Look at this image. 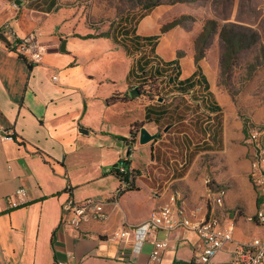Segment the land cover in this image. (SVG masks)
I'll list each match as a JSON object with an SVG mask.
<instances>
[{"label":"crops","instance_id":"1","mask_svg":"<svg viewBox=\"0 0 264 264\" xmlns=\"http://www.w3.org/2000/svg\"><path fill=\"white\" fill-rule=\"evenodd\" d=\"M174 8L155 6L134 23L101 36L96 26L75 22L73 14L53 0L38 6L29 0H0V129L12 137L0 136V264H150L155 239L168 241L155 264H194L201 239L185 228L155 230L137 251L134 246L133 228L174 192L187 209L201 206L202 215L212 209L222 220L232 219L234 239L264 237L256 218L258 195L248 176L251 146L239 148L242 167L230 151L225 165L213 172L194 162L185 166L186 154L191 156L196 146L195 123L215 127L211 108L228 101L213 81L210 55L198 67L192 47L185 46L203 23L164 32L139 65L130 54L131 39H151L177 16ZM9 29L19 38L38 33L44 49L38 61L7 48ZM151 47L144 45L145 50ZM180 50L183 54L177 58ZM155 54L158 61L150 60ZM105 59L118 63L107 68ZM152 66L165 91L158 97L148 96V75H143ZM120 70L123 82L118 84L114 73ZM140 84L144 90L131 97L130 90ZM186 104H195V113L186 115ZM204 111L206 120L201 117ZM141 127L162 132L140 144ZM204 140L209 147L198 151L194 161L202 153L218 152L210 138ZM120 160L128 171L119 177L112 166ZM205 175L215 187L226 188L222 206L208 205ZM19 188L24 195L16 193ZM68 196L102 201L106 217L60 227ZM117 230L121 235L111 238ZM210 264L235 263L230 252L221 249Z\"/></svg>","mask_w":264,"mask_h":264},{"label":"rangeland","instance_id":"2","mask_svg":"<svg viewBox=\"0 0 264 264\" xmlns=\"http://www.w3.org/2000/svg\"><path fill=\"white\" fill-rule=\"evenodd\" d=\"M48 0H29L31 5H44ZM59 5L65 6L74 16V21H83L85 25H94L102 33H109L119 27L124 28L129 23L137 21L144 11L140 10V6L136 5V0H53ZM166 3L173 5L177 13L176 17L185 16L184 24L187 28L194 23H204L207 19H215L220 25L232 23L237 28L246 32L248 35L255 33L259 40L256 44L249 48H245L239 52L235 62L229 72L220 76V68L217 62L219 53L222 50V41L219 39L218 34H214L211 43L207 46L205 55H210L211 70L214 72L213 81L218 88L222 89L228 97L227 102L221 101V107L217 118L218 134L213 137L212 129L201 122L200 128L197 129L198 135L195 134L194 150L191 151V156L186 154L185 166L190 165L192 162L196 165L206 167L205 172H213L214 170L221 169L224 164L225 154L229 151L233 153V160L237 163L240 159L239 148L245 146L244 141L246 131L251 128L253 124H264V0H177L175 2ZM173 18V19H174ZM172 19V20H173ZM171 21V20H170ZM168 21V22H170ZM167 23V22H166ZM165 24V23H164ZM162 24L160 28L164 25ZM203 25V24H202ZM120 28V29H121ZM202 28V27H201ZM201 30V29H200ZM199 30V31H200ZM199 33V32H198ZM197 33V34H198ZM196 37V36H195ZM216 39H213V38ZM194 39H186V47L193 46ZM133 48L130 54L137 60V64L146 58L147 55L151 56L150 48L144 49V44H132ZM261 50V51H260ZM152 51V50H151ZM260 51V52H259ZM259 54V56H258ZM151 57L150 60L158 61ZM124 61V59L122 58ZM113 63H118L115 59H105L107 68H110ZM120 63V61H119ZM259 63V65L252 69V65ZM115 67V66H113ZM145 67V66H144ZM142 68H140L141 70ZM251 77L248 78V74ZM118 84L121 70L114 73ZM161 82L156 79L151 80L149 83L148 96L158 97L164 95L165 91L161 87ZM141 91L144 90L143 84L139 85ZM184 113L191 115L195 113V104H186ZM196 116V114H195ZM194 116V117H195ZM202 119L206 120L208 117L207 112H202ZM223 121V122H222ZM204 125V126H203ZM162 129L159 128L157 133L160 135ZM224 132L226 138L224 140ZM210 133L208 136L207 134ZM207 135V136H205ZM204 137L210 138L209 140L214 145L216 144L217 154L202 153L194 161V155L198 151L207 149L208 140ZM246 159L248 161L249 158ZM238 166H243V162L238 163ZM234 170V169H233Z\"/></svg>","mask_w":264,"mask_h":264},{"label":"built area","instance_id":"3","mask_svg":"<svg viewBox=\"0 0 264 264\" xmlns=\"http://www.w3.org/2000/svg\"><path fill=\"white\" fill-rule=\"evenodd\" d=\"M6 34L11 36L7 42V48L31 60L38 61L44 51L38 39L37 32H31L19 38L12 30ZM1 130V129H0ZM2 138H12L11 133L1 130ZM247 145L253 148L249 161V180L258 195V207L256 218L264 228V124H253L246 131ZM120 174L127 173V166L123 160L117 163ZM203 183L207 188L208 205L218 207L224 204L226 195L225 187H215L210 175L203 177ZM17 194L24 195V189L16 190ZM202 207L196 206L187 209L181 200L179 192L169 196L168 202L155 209L150 217L132 230L133 242L136 251L147 236L155 230L170 231L176 228H185L193 231L201 239V246L194 254V264H210L211 257L221 249L230 252L231 259L235 264H262L264 260V237H253L246 241L236 240L233 237L234 221L222 220L212 209L207 214H200ZM104 203L93 198L81 201L68 196L62 203V216L59 221L60 227H78L83 222L104 219ZM121 235L117 230L111 238ZM168 245L166 239H155L149 254L150 264L160 261L162 253Z\"/></svg>","mask_w":264,"mask_h":264},{"label":"trees","instance_id":"4","mask_svg":"<svg viewBox=\"0 0 264 264\" xmlns=\"http://www.w3.org/2000/svg\"><path fill=\"white\" fill-rule=\"evenodd\" d=\"M177 0H169L168 2H175ZM166 3L164 0H136V5L140 6V10L144 11L142 15H144L148 10L151 8L164 4ZM141 15V16H142ZM140 16V17H141ZM184 18L185 16H180L176 17L170 22L165 23L159 30V32L155 35L151 36V39H145V41H140V39H131V44H137L141 43L144 45H149L152 46L150 50L155 46L157 40L160 38V36L172 29L173 27L177 25H183L184 24ZM109 33H99L98 35L101 36H107ZM214 34H218L219 39L222 41V50L219 53V68H220V76H224L227 72L230 71L232 68L235 59L237 58V55L239 52L245 48H249L256 44L259 40L257 39V35L253 32L251 34H247L246 32L242 31L241 29L237 28L235 24L232 23H227V24H222L220 25L215 19H207L203 25L199 33L196 35V37L193 40V48H194V53H193V58L195 64L199 67L200 61L206 56V51H207V46L210 45L212 36ZM93 36L92 34H87L85 37H90ZM261 51V50H260ZM259 51V52H260ZM183 52L177 51L176 52V57L180 58L182 56ZM259 56V54H258ZM150 60L148 59L147 61H144L143 63L145 65H148ZM139 65V63H138ZM259 63H255L252 65V69H255ZM145 67L143 66L142 69ZM143 75H148L147 77V83L146 85L149 86V83L151 80H158L161 81L162 79L160 78V73L158 72L157 68L153 69V66L149 70L143 71ZM251 77V73L248 74L249 79ZM187 83V81H185ZM145 84H143L144 86ZM192 83H188V87H192ZM137 89L141 93V89L138 86ZM128 96V95H127ZM115 98V96H114ZM220 108L218 105L214 106L211 108V110H214L216 112V115L213 117L214 122L217 126L219 124V119L217 118V114L220 111ZM201 122H196L195 126L197 129L200 128ZM214 127L212 129L213 135L217 137L216 134H218L217 127ZM112 171L114 174L117 176H124L127 173L120 174L117 170V163L112 166Z\"/></svg>","mask_w":264,"mask_h":264},{"label":"water","instance_id":"5","mask_svg":"<svg viewBox=\"0 0 264 264\" xmlns=\"http://www.w3.org/2000/svg\"><path fill=\"white\" fill-rule=\"evenodd\" d=\"M17 3H20V0H15ZM65 49V40H62L60 50L63 51ZM140 95V92L137 88H132L130 90V96L135 97ZM168 127L165 128L167 130ZM158 136V133H150L145 127H141L139 130L138 141L140 144H144L152 139H155Z\"/></svg>","mask_w":264,"mask_h":264}]
</instances>
